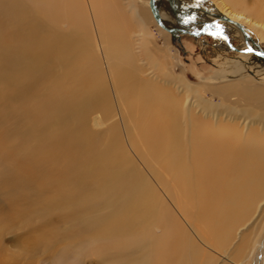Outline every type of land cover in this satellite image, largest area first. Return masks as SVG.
<instances>
[{
  "label": "rangeland",
  "instance_id": "1",
  "mask_svg": "<svg viewBox=\"0 0 264 264\" xmlns=\"http://www.w3.org/2000/svg\"><path fill=\"white\" fill-rule=\"evenodd\" d=\"M189 1L157 5L169 6L173 20L197 36L174 31L165 38L151 24L147 42L129 0H119L126 47L116 61L108 48L114 34L89 6L80 32L66 14H43L39 0H0V264H154L153 240L163 230L174 234L173 224L186 236L181 264H264V184L239 192V212L230 204L223 211L216 192L206 203L194 188L177 195L165 170L171 136L183 146L173 172L191 170L189 114L208 124L203 109L247 116L234 86L210 85L244 75L264 86L250 52L226 49L224 33L203 26L208 15ZM193 1L217 10L216 0ZM222 30L232 46L247 48L242 32ZM245 31L264 51V37ZM232 59L245 69L236 71ZM145 110L157 112L156 123ZM164 123L172 135H164ZM164 206L173 211L172 227L159 216Z\"/></svg>",
  "mask_w": 264,
  "mask_h": 264
},
{
  "label": "bare ground",
  "instance_id": "2",
  "mask_svg": "<svg viewBox=\"0 0 264 264\" xmlns=\"http://www.w3.org/2000/svg\"><path fill=\"white\" fill-rule=\"evenodd\" d=\"M118 2L119 0H46L45 2L39 0L38 8L43 14L44 11H46L53 20H55L56 17H62L63 14H66L69 17V24L74 26L80 32H83V25L86 21L85 7L89 6L97 21H99L98 17H101L103 20L101 18L100 19L107 23L108 29L104 32L108 33L109 31L114 34V37L111 35L113 38H110L112 40H110L108 48L111 49V56H115L116 61H118L121 56L122 46L124 49L126 47L122 41V26L124 25V16L120 10V3ZM189 2L191 6L196 5L199 11L203 12V10H205L203 9V6L196 1L194 2L193 0H190ZM216 2L217 13L237 21L245 29H247V26L254 28L260 37H264V0H253L252 2H249L248 0H216ZM171 3L173 4L175 2L170 0V5H172ZM128 7L130 8L131 17L134 15V20L137 21L136 24L137 28H139L138 31L142 33L143 39L145 37L147 42L151 41V33L149 31V25L151 24L156 26L160 34L165 38L168 37L166 34L167 32H174L171 31L173 28L177 29L175 32L182 33H184L182 29H188L186 26H184V28L183 26L181 27L178 23H176L170 15V10L168 9L169 6L159 7L157 5V0H152L151 4L150 0H129ZM174 7L175 5H173V10H177ZM208 17L209 19L206 18L202 21L213 20L215 18L212 15ZM214 23L216 26L220 25L222 28L223 26H231V29L233 28L234 31H240L238 26L226 20ZM165 27H168V30ZM189 29L191 30L189 31L192 32L193 29ZM223 33L225 34V32ZM240 35L241 38H244L243 33ZM247 44L253 48L261 50L257 47L254 39L252 38H248ZM224 47L229 49L227 44H225ZM168 48L169 47L167 46V49ZM241 49L244 50L243 48ZM249 55L252 56L250 65L252 66L253 71L262 72L264 70V58L253 53L251 54V52ZM254 61L259 62L261 67L259 64L254 63ZM232 62V66L235 67L236 71H242L245 69V65L241 60H233ZM121 73L123 75L124 72L121 71ZM231 86H234L239 92V102L243 105L240 109L242 114H247L248 116L249 112L257 113L260 115L259 119H248L247 116H239V114L236 112H230L226 110L218 111L210 108L208 110L203 109L202 111L205 112L203 115L207 116V118L210 117V119H213L215 122L209 121L208 124V121H205L207 122V124H205V122L197 119L196 116H194L189 111L191 113H188L190 118V135L188 137L191 147L190 151L192 154L191 170L190 172L185 171L183 173L178 172L177 170L173 172V165H175V163H172V159L178 160L183 146L182 142L177 140V137L172 138V136L171 139L169 137L166 142L164 141L167 150L166 164H168V167L166 166L167 169L165 170L169 171L172 176L171 181H169L170 183L174 184V187L177 188V195H179L180 187L183 189L185 187V189L187 188L189 190L194 188L195 191L199 190L198 194L199 197L202 196V203H206L205 196L208 197V195L216 192V194H218L219 207L223 208V206L225 207V205L228 206L230 204L232 209L236 211L238 208H243V200L239 192H255L258 190V187H261L264 184V86L254 82L250 76L248 77L242 75V77L230 79L227 81V84L224 83L223 86L210 85V88L214 90L215 87L227 88ZM187 87H190L201 94L200 86L196 84H190L187 85ZM156 113L157 112L154 110L152 112L145 110L144 114L150 123H156V120L158 119ZM239 117H242V119H238ZM191 124L193 125L191 126ZM163 126L164 131L166 130L165 132L163 131L164 135H172L169 125H165L164 123ZM257 128L259 130H257ZM176 129L181 133L186 130L183 129L182 126H177ZM155 134L158 133L155 132ZM167 161H169V163ZM178 162L180 161L178 160ZM229 197L232 201L228 200ZM207 204L209 206H216L215 200H211V202ZM230 206H228V208ZM226 210L224 209L223 211ZM234 211L232 213H234ZM170 213L173 214V211L167 207L165 209V206L161 207L159 210V216H161L163 219H165L166 216L169 217L170 225L172 227L173 217ZM222 214L220 213V216L224 215ZM228 214L226 215L227 217H229ZM155 216H158V214L155 213ZM216 217H219V215ZM220 219H222V217H220ZM222 221H225V219ZM226 222L227 221H225V223ZM207 224L209 226L211 225L210 223ZM221 228H223V226ZM167 231L168 230H163V233H160L159 237L153 240V248L150 249L152 260L154 261V264H181V255L187 246L186 236L184 235L181 228L174 224L173 231L175 233H168ZM256 242L257 245L255 248H253L252 254L257 250L259 251L258 240H256ZM260 249V251L263 253L264 246H262Z\"/></svg>",
  "mask_w": 264,
  "mask_h": 264
},
{
  "label": "water",
  "instance_id": "3",
  "mask_svg": "<svg viewBox=\"0 0 264 264\" xmlns=\"http://www.w3.org/2000/svg\"><path fill=\"white\" fill-rule=\"evenodd\" d=\"M151 2H152V0H150V4H151ZM196 9H198V8H196ZM203 12L206 15H212L215 18H219V20H226V21L231 22L232 24H235L236 26H238L239 30L244 34V41H245V45L247 47L244 50H242L241 48L232 46L228 36L226 34H224L223 37H224L225 41L227 42V44L229 45V47L233 48L236 51H240V52H251V53H253V54H255V55L259 56V57L264 58V55H262V53H264V51L262 49L258 50V49L253 48V47H251L250 45L247 44V41H248V38H249V34L244 30V28L242 27V25L240 23H238L237 21L232 20V19H230V18H228V17H226L224 15H221V14H219L217 12H213L211 10H207L206 8H205V10H203ZM215 21L217 23V19L216 20L215 19L214 20H208V21H200V22H202L203 26H205V27H213L214 24H215L214 23ZM162 27H164V26H162ZM165 28L168 30V27H165ZM216 28L221 31L220 27H216ZM171 31H177V29L173 28ZM182 31L185 32V33H189V34H193L194 36H197V33L193 32V31L190 32L188 29H182ZM200 32L203 33V34L207 33L203 29H200ZM249 49H251V51H249Z\"/></svg>",
  "mask_w": 264,
  "mask_h": 264
},
{
  "label": "flooded vegetation",
  "instance_id": "4",
  "mask_svg": "<svg viewBox=\"0 0 264 264\" xmlns=\"http://www.w3.org/2000/svg\"><path fill=\"white\" fill-rule=\"evenodd\" d=\"M208 16H210V15H208ZM217 23H218V20H217ZM214 27L216 28L217 26H215V24H214V26H213V27H210V28L213 29ZM215 31H217L216 33H219V34L221 33V34L223 35V30H222V28H221V31H222V32H221L220 30H218L217 28L215 29ZM207 33H208V32H207ZM225 34H226V33H225ZM222 35H221V36H222ZM223 38H224V37H223Z\"/></svg>",
  "mask_w": 264,
  "mask_h": 264
},
{
  "label": "snow or ice",
  "instance_id": "5",
  "mask_svg": "<svg viewBox=\"0 0 264 264\" xmlns=\"http://www.w3.org/2000/svg\"><path fill=\"white\" fill-rule=\"evenodd\" d=\"M217 27H219V26L217 25ZM214 34H216V33H214ZM249 51H251V49H249ZM262 55H264V53H262Z\"/></svg>",
  "mask_w": 264,
  "mask_h": 264
}]
</instances>
